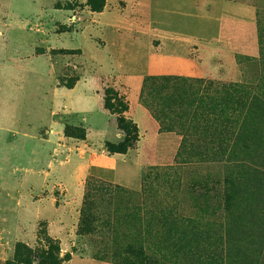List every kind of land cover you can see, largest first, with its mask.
Wrapping results in <instances>:
<instances>
[{"label":"rangeland","instance_id":"1","mask_svg":"<svg viewBox=\"0 0 264 264\" xmlns=\"http://www.w3.org/2000/svg\"><path fill=\"white\" fill-rule=\"evenodd\" d=\"M259 29L264 0H0V264L50 245L61 264H264V199L228 213L232 162L178 125L141 131L137 109L166 66L264 84ZM106 91L138 129L124 155L105 145L118 130ZM82 211L94 230L80 236Z\"/></svg>","mask_w":264,"mask_h":264},{"label":"trees","instance_id":"2","mask_svg":"<svg viewBox=\"0 0 264 264\" xmlns=\"http://www.w3.org/2000/svg\"><path fill=\"white\" fill-rule=\"evenodd\" d=\"M88 3L94 12L104 7V0L99 4L93 0ZM258 45L260 56H264V30L261 29L258 30ZM139 100L161 131L171 132L178 125L181 130L208 140L213 146L208 150L210 153L232 162L233 172L226 181L228 213L236 206L244 211L264 199V171L258 169L264 168V84L257 87L247 83L217 85L178 76H152L143 82ZM104 107L116 116L117 129L124 135L117 144L107 142V151L111 155H124L138 142V129L124 116L128 107L109 91L104 94ZM67 134L81 141L86 138L84 131L76 137L73 129ZM189 146L188 152L200 150ZM93 223L88 212L82 211L77 235L91 234ZM60 255L58 247L53 245L45 255L17 246L14 264H61L70 260L69 255L62 258ZM136 256L142 257L143 253ZM123 264L131 263L124 261Z\"/></svg>","mask_w":264,"mask_h":264},{"label":"crops","instance_id":"3","mask_svg":"<svg viewBox=\"0 0 264 264\" xmlns=\"http://www.w3.org/2000/svg\"><path fill=\"white\" fill-rule=\"evenodd\" d=\"M164 60L166 61V63L170 62V64H172L169 59L164 58ZM160 70L161 71H158L156 73L157 75H173V74H175L174 69L172 67L170 68L169 66H166L164 69H160ZM193 72H194V68L191 66V62L186 60V76H191ZM74 90H77V89H74ZM137 109L143 110L142 114L144 116V120L146 121V123L149 127V128H144V130H141V131L144 132L146 129H150L152 131V133H156V131L158 130V126H157L156 122L154 121V119L150 116L148 111L145 110L144 108H139V107ZM134 122H135V120H134ZM115 132H112V136H111V137H113V140H112L113 144H117V143L121 142L124 138L121 132H119L118 130H115ZM108 136H109V134H108ZM140 141L142 142V140H140ZM141 142H140V144H141ZM114 156H119V154H114Z\"/></svg>","mask_w":264,"mask_h":264}]
</instances>
